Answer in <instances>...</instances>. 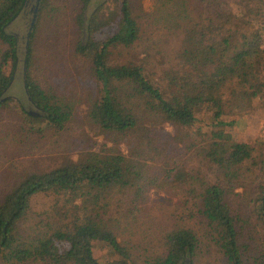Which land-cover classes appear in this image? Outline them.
Masks as SVG:
<instances>
[{
    "label": "trees",
    "instance_id": "1",
    "mask_svg": "<svg viewBox=\"0 0 264 264\" xmlns=\"http://www.w3.org/2000/svg\"><path fill=\"white\" fill-rule=\"evenodd\" d=\"M27 1L0 0V40L8 46L0 56V107L10 103L6 92L19 63L9 27ZM81 1L76 23L85 40L76 51L90 60L101 90L89 118L110 141L77 161L37 168L3 194L0 264H104L97 242L118 254L108 264H195L202 240L194 225L205 229L224 264H264V186L252 188L264 169V143L234 134L236 111L249 115L264 104V0H159L139 12L121 0L117 11L105 13V4L88 18L90 0ZM148 20L149 33L172 39L171 54L162 50L168 40L135 48ZM109 27V37H96ZM118 47L141 59L112 63ZM32 63L28 51V96L48 126L63 129L71 107L50 99L31 76ZM249 187L256 193L244 214L232 196ZM159 194L169 210L147 226L141 217ZM39 195L52 205L26 227Z\"/></svg>",
    "mask_w": 264,
    "mask_h": 264
},
{
    "label": "rangeland",
    "instance_id": "2",
    "mask_svg": "<svg viewBox=\"0 0 264 264\" xmlns=\"http://www.w3.org/2000/svg\"><path fill=\"white\" fill-rule=\"evenodd\" d=\"M130 2L138 12L140 8L159 5V0ZM120 3L121 0H90L84 13L88 18L93 10L105 4V13L108 11L110 13V9L117 11ZM81 10V0H28L20 16L9 27V31L18 40L19 63L14 80L6 92L10 103L0 107V199L14 183L35 169L47 170L67 160L77 161L82 152L98 149L102 143L110 141L106 134L93 127L89 118L90 108L101 96V90L92 72L90 60L76 51L80 40H85L76 23ZM151 21H144L143 28L148 31L141 35L142 38L135 48L139 51L152 50V44H157L159 40L160 43L168 40L169 47L167 49L163 47L162 50L171 54L172 39H163L166 36L162 33H149L147 25ZM113 32V27L105 28L97 33L96 37L104 40ZM7 48V44L0 40V56ZM28 51L31 52L33 60L31 76L47 90L52 101L62 102L71 107L72 120L63 129L48 126L43 111L32 103L27 95L25 63ZM140 59V55L133 49L118 47L112 49L110 60L116 64ZM21 106L26 112L22 111ZM236 112L241 114V119L238 127L234 129L235 136L258 146L264 143V104L249 115H243L240 110ZM21 125L25 126V131L21 130ZM169 129L172 127L169 126ZM257 171L259 179L254 181L252 188L259 184L264 186V169ZM255 193L256 191L249 187L243 193L241 191L233 194V207L240 209L244 214H249L252 211L250 201ZM165 198L160 194L152 197L151 202H156L150 205L141 217L147 226L150 225L152 217L159 218L164 211L169 210L167 204L170 202H164ZM170 199L173 204L178 201L174 193H170ZM51 205V197L36 196L32 201L26 227L33 219V214L45 212ZM194 228L202 240L195 264H224L222 253L207 239L205 229L202 227L199 230L196 225ZM260 235L261 233H257L256 237L260 238ZM140 245L142 249L145 246L141 243ZM94 250L95 255L104 264L118 257V254L101 242L95 244Z\"/></svg>",
    "mask_w": 264,
    "mask_h": 264
},
{
    "label": "water",
    "instance_id": "3",
    "mask_svg": "<svg viewBox=\"0 0 264 264\" xmlns=\"http://www.w3.org/2000/svg\"><path fill=\"white\" fill-rule=\"evenodd\" d=\"M34 22V21H33ZM33 27V23L31 25V28ZM25 88H26V83H25ZM26 92H27V95H28V91H27V88H26ZM30 101L33 103L32 99L29 97ZM38 107V106H37Z\"/></svg>",
    "mask_w": 264,
    "mask_h": 264
}]
</instances>
